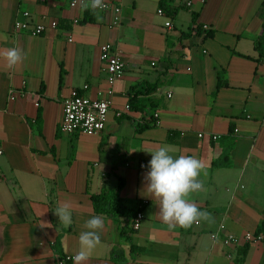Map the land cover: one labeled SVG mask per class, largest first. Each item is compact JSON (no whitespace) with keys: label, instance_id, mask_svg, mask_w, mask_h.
I'll use <instances>...</instances> for the list:
<instances>
[{"label":"crops","instance_id":"0c3cea01","mask_svg":"<svg viewBox=\"0 0 264 264\" xmlns=\"http://www.w3.org/2000/svg\"><path fill=\"white\" fill-rule=\"evenodd\" d=\"M68 1L0 0V52L19 47L24 55L11 72L0 57V264H55L61 233L60 258H73L85 221L98 215L91 197L116 192L119 179L122 205L143 215L140 228L131 230L129 219L126 241L123 219L101 214V244L86 264H264L262 234L242 254L238 244L222 243L223 235L240 242L253 235L264 218V60L253 49L263 0H189L190 7L165 0L173 17L162 8L164 16L157 14L161 0H117V25L109 13L70 9ZM23 12L34 23L46 15L60 26L38 37L19 32ZM191 14L199 35L190 33ZM105 43L125 64L105 128L94 136L64 133L62 100L70 90L86 85L94 97L105 88ZM156 81L155 93L137 91L143 113L125 110L132 85ZM154 114L157 124L139 131ZM165 144L204 162V190L189 199L214 223L185 229L162 222L143 176L148 152ZM62 202L72 205L67 228L54 215Z\"/></svg>","mask_w":264,"mask_h":264},{"label":"clouds","instance_id":"9594fccd","mask_svg":"<svg viewBox=\"0 0 264 264\" xmlns=\"http://www.w3.org/2000/svg\"><path fill=\"white\" fill-rule=\"evenodd\" d=\"M79 3L83 10L90 8L94 13L106 7L105 0H79ZM97 19H101L98 14ZM0 57L3 58L10 72L24 60L19 47L4 49L0 52ZM9 78L11 79L12 76L10 75ZM148 153L151 154V159L147 165L148 170L144 173L143 183L151 198L157 202L158 215L162 222L170 228L185 229L199 225L202 221L214 223L211 213L206 210L201 211L189 199L192 193L204 190V184L200 180L205 170L204 162L189 155H174L171 146L167 144ZM54 215L58 217L59 224L65 228L70 227L72 205L69 202H62L56 207ZM41 225L47 224L41 222ZM83 227L85 230L79 234V248L72 258L73 264H86L94 250L101 244L100 234L104 228V220L100 215H94L85 221Z\"/></svg>","mask_w":264,"mask_h":264},{"label":"built area","instance_id":"2783aa9c","mask_svg":"<svg viewBox=\"0 0 264 264\" xmlns=\"http://www.w3.org/2000/svg\"><path fill=\"white\" fill-rule=\"evenodd\" d=\"M106 7L100 12L109 13L113 18V25H117L121 14V8L117 4V0H105ZM184 6L190 7L189 0L183 3ZM68 7L70 9L81 8L79 0H69ZM159 16H164L161 9L157 10ZM23 18L16 22L15 29L19 32L26 33L31 36H42L48 30H57L60 26V21L56 19H49L46 15H42L38 22H32L28 12L21 14ZM78 23L77 19L70 21L71 25ZM165 27L170 28V21L167 19ZM203 30L208 27L204 25ZM69 42L71 40H68ZM99 61L102 63V70L105 75V88L98 90L94 97L87 95L88 86L84 85L80 88L71 89L68 96L62 100V119L60 129L67 134H83L86 136H94L100 134L106 125L108 114L111 107V99L114 93V85L116 81L122 76L125 64L118 54L117 50L112 44L105 43L99 47ZM125 110H129V106L125 105ZM116 117H120L121 113L117 112ZM154 119L157 115L154 114ZM199 137H201L199 135ZM218 136H213L212 140H217ZM1 155V151H0ZM142 166V165H141ZM142 168V167H141ZM144 168V167H143ZM143 215L140 211L136 212L129 220V227L133 231L140 228ZM223 233V227L220 226L218 231L212 236L213 240L219 239ZM221 238V237H220ZM260 239L259 237H257ZM238 238L230 235L222 236V243L224 245L239 244ZM243 243L255 242V237L252 234L245 233L241 237ZM72 258L64 256L60 259L59 264H71Z\"/></svg>","mask_w":264,"mask_h":264},{"label":"trees","instance_id":"16d2710c","mask_svg":"<svg viewBox=\"0 0 264 264\" xmlns=\"http://www.w3.org/2000/svg\"><path fill=\"white\" fill-rule=\"evenodd\" d=\"M164 6H165V0H161L159 2V9H161V8L164 9ZM88 10H91V9L89 8ZM164 12H165L166 16H168V17L175 16L174 12L166 11V9H164ZM191 17H192V25H191V32L190 33H194L195 35H199L201 33V28L194 25L195 15L191 14ZM260 17L262 18V21H263L262 22V33L253 42V49L257 53L258 58L264 60V0L261 4ZM206 36L207 37L211 36V33H207ZM159 85H160V81H156L152 85H149L147 83H140L137 85H132L129 88V95H130L129 100H128L129 110L133 111V112L143 113L144 109L146 108V104L143 100H140L137 98V91L139 89H144V91L142 92L144 95H146V96L151 95V94L155 93V91ZM151 119H152V117H149L147 119V121H148L147 123H145V124L142 123L143 126L139 125V127H140L139 131H142L149 126H155L156 125V119H154V115H153V119H154L153 124H152ZM144 125H147V126H144ZM123 186H124L123 180L119 179L116 192H109V191L103 190L98 195L92 196L91 201L93 204V209H94L95 214H98V215L103 214V215H106L108 217L123 219V221H121L123 226L120 228V236L124 237V239L126 241H129L130 239H129L128 234H130V232L127 230L128 220L131 217H133L136 212H132V210H130L128 207L122 205L119 193L123 189ZM263 216H264V214H263ZM261 234L264 236V218L261 221L258 228L253 233L254 237H259ZM61 235H62V233L57 236V238L53 244V250H54L55 254L57 255V259H56L55 264H59L60 259H61L60 258V254H61L60 238H61ZM250 244H252V243H249V245ZM248 247L249 246H245L244 251H246ZM133 250H134V248L130 247V251L132 252ZM244 251H243V253H244Z\"/></svg>","mask_w":264,"mask_h":264},{"label":"rangeland","instance_id":"374dc122","mask_svg":"<svg viewBox=\"0 0 264 264\" xmlns=\"http://www.w3.org/2000/svg\"><path fill=\"white\" fill-rule=\"evenodd\" d=\"M261 241H262L261 239H258L257 237H255V242H253L252 244H254L255 246H258L259 245L258 243H260ZM238 245H239V251L242 254L244 249H245V246H249V243L248 242L247 243L246 242L245 243L239 242ZM238 245H237V247H238ZM258 247H261L262 248L261 250L264 251V245H263V247L261 245H259ZM256 249H258V248H256Z\"/></svg>","mask_w":264,"mask_h":264}]
</instances>
